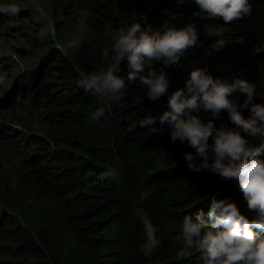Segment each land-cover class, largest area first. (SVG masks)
<instances>
[{"label": "trees", "instance_id": "trees-1", "mask_svg": "<svg viewBox=\"0 0 264 264\" xmlns=\"http://www.w3.org/2000/svg\"><path fill=\"white\" fill-rule=\"evenodd\" d=\"M48 1L55 35L38 33L51 25L49 19L19 11L15 16L25 20L11 26L16 38H7L22 54H33L34 63L0 99L5 117L25 127L16 145L22 157L0 163V264H203L202 253L184 244L183 219L191 215L195 222L202 212L208 222L211 199L230 198L239 183L209 169H189L185 156L196 150L187 141L173 143L172 126L159 118L170 111V95L185 88L197 68L227 84L245 79L261 87L264 59L256 49L264 44V0H250L251 15L231 24L201 11L196 0ZM133 24L150 34L192 25L197 44L177 63L146 62L141 75L154 70L169 81L156 100L139 78L127 79L126 58L119 73L126 86L118 99L86 92L81 73L106 67L103 50L113 54L109 34ZM70 41L75 60L63 50ZM235 98L236 92L229 97ZM253 103L264 104V97ZM102 107L105 115L92 119ZM191 114L204 123L214 120L217 129L238 131L226 110L218 119L202 106ZM149 115L155 123L142 127ZM6 128L0 123V132L13 136ZM233 201L256 218L242 192ZM136 209L156 229L159 243L150 257L140 251L145 235Z\"/></svg>", "mask_w": 264, "mask_h": 264}, {"label": "clouds", "instance_id": "clouds-1", "mask_svg": "<svg viewBox=\"0 0 264 264\" xmlns=\"http://www.w3.org/2000/svg\"><path fill=\"white\" fill-rule=\"evenodd\" d=\"M196 3L201 11L210 17L222 18L226 24L252 13L250 0H196ZM0 12L15 15L19 13V8L15 4L0 5ZM49 31H52L51 25L42 28L41 37ZM109 35L113 41V54L110 57L108 48L102 53L108 60L107 66L99 72L87 75L81 73L83 78L79 81L86 92L91 91L103 100L118 99V94L125 88V78L119 75L121 62L125 58L128 61V80L134 82L139 78L147 86L148 98L151 100L165 95L169 87L166 75L163 72L157 74L154 70H150L148 75H141L145 71L146 62L163 61L165 65L177 63L198 40L197 30L192 25L181 29L171 27L163 33L155 31L150 34V30L144 31L141 25L133 24L121 27ZM258 55L264 59V55ZM257 88V85L245 79L227 84L197 68L191 72L186 87L170 95V111H165L159 118L161 124L172 126L173 143L178 139L181 143L187 141L196 150L195 154L190 152L185 156L189 169L196 172L209 169L223 178L236 179L239 183L240 189L230 198L211 199L208 222L203 219L202 212L195 222L191 215L183 219L184 244L202 253L203 264H264V160L259 158L264 154V143L252 147L243 136L244 132L252 137L264 138V104L253 103L264 97V86L261 83L255 96ZM235 92L234 103L229 97ZM238 92L245 95L240 97ZM201 106L217 119L226 110L229 125H236L238 131L227 126L217 129L214 120L204 123L198 115L191 114L193 111L198 112ZM248 109L250 113L243 111ZM104 115L105 109L102 107L92 113V119L98 120ZM154 123L155 119L149 115L140 125L144 127ZM151 130L156 131L155 128ZM210 137L214 141L211 145ZM200 158H203L201 162L196 163ZM210 160L213 162L210 163ZM239 191L243 193L248 209L256 212V218L247 209L245 215L242 214L233 201ZM141 198H144L143 195ZM134 214L144 225L145 242L140 251L150 257L159 243L156 229L141 209H136Z\"/></svg>", "mask_w": 264, "mask_h": 264}, {"label": "rangeland", "instance_id": "rangeland-1", "mask_svg": "<svg viewBox=\"0 0 264 264\" xmlns=\"http://www.w3.org/2000/svg\"><path fill=\"white\" fill-rule=\"evenodd\" d=\"M6 4H15L19 8V11H29V15L34 14L35 11L38 12L41 17L45 18L46 20H50V24L52 26L51 33L55 35L53 30L52 9H50L48 0H0V5ZM0 20V99H3L8 93L13 91L18 86V84H20L19 78L20 75L24 73V69H33L29 66L31 63H34L32 58L34 55L31 53H27L26 55L22 54L19 51L21 48L20 45L17 43L13 44L7 40L8 37L15 36L13 35L15 34V30L12 29L11 26L22 24V21L25 19L22 17L17 18L15 15L10 13L0 12ZM1 32L7 33V37H4ZM39 32L40 31H38V33ZM63 50L67 51L73 60L76 59L77 52L75 43L73 41H70L68 44H66ZM257 54L264 55V45L258 48ZM262 85L264 86V72L262 75ZM258 91L259 88L256 89L255 96ZM238 95L241 97L245 94L238 92ZM5 114L6 112L0 107V123L7 127L6 130H8L9 133L14 135L7 136L6 134L0 132V163L2 164H8L12 159L19 160L22 157V153L20 152L21 148H16V145L22 139V134H19L18 132H25V127L22 123L8 120L5 117ZM249 117L250 116L245 118ZM231 122L232 121H230V123ZM243 136H245L249 142V145L252 147H259L261 143H264V138L262 137H252L244 132ZM259 158L264 160V154H261ZM220 179L227 181L230 180L221 176Z\"/></svg>", "mask_w": 264, "mask_h": 264}]
</instances>
